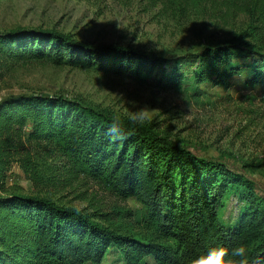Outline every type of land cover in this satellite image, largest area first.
<instances>
[{
  "label": "trees",
  "instance_id": "obj_1",
  "mask_svg": "<svg viewBox=\"0 0 264 264\" xmlns=\"http://www.w3.org/2000/svg\"><path fill=\"white\" fill-rule=\"evenodd\" d=\"M222 1L228 10L245 12L249 24L197 54L196 83L223 85L248 73V85H264V45L251 40L264 35V0ZM176 59L130 45L82 41L57 29L0 33V83L22 63L49 62L136 78L159 67L158 84L170 88L190 69H180ZM15 167L37 193L7 185ZM83 176L121 201L137 199L142 211L115 216L93 197L79 209L49 194ZM229 193L241 205L231 222L221 216ZM241 244L247 264H264V201L253 181L226 163L173 142L154 122L62 95L0 97V264H103L108 255L120 264H192L214 247L239 264L244 258L231 251Z\"/></svg>",
  "mask_w": 264,
  "mask_h": 264
},
{
  "label": "rangeland",
  "instance_id": "obj_2",
  "mask_svg": "<svg viewBox=\"0 0 264 264\" xmlns=\"http://www.w3.org/2000/svg\"><path fill=\"white\" fill-rule=\"evenodd\" d=\"M222 3V0H0V33L18 28L57 29L86 42L130 45L166 59L178 58L175 64L180 69L190 68L183 69L179 86L167 88L158 84L159 67L151 76L136 78L49 62L22 63L5 83H0V97L12 92L62 95L119 117L154 122L173 142L199 156L226 163L250 178L264 201V85H248V73L232 76L223 85L198 84L193 73L200 51L231 38L249 24L245 12L228 10ZM251 40L264 45V35L259 32ZM241 62L250 61L241 59ZM7 185L25 193L39 191L18 167L10 173ZM49 194L79 209L87 207L93 197L101 202L105 212L115 216L117 211L128 217L131 211L143 209L137 199L121 201L84 176L72 185L51 189ZM239 208L236 195L227 194L223 198L222 220L231 222ZM103 264L120 263L108 255Z\"/></svg>",
  "mask_w": 264,
  "mask_h": 264
},
{
  "label": "clouds",
  "instance_id": "obj_3",
  "mask_svg": "<svg viewBox=\"0 0 264 264\" xmlns=\"http://www.w3.org/2000/svg\"><path fill=\"white\" fill-rule=\"evenodd\" d=\"M113 127L115 128V125ZM246 251L244 245H237L232 248L231 255L244 258L240 260L239 264H247ZM228 255L229 253L223 247H214L209 249L205 254L193 259L192 264H230V262L226 260V256Z\"/></svg>",
  "mask_w": 264,
  "mask_h": 264
},
{
  "label": "crops",
  "instance_id": "obj_4",
  "mask_svg": "<svg viewBox=\"0 0 264 264\" xmlns=\"http://www.w3.org/2000/svg\"><path fill=\"white\" fill-rule=\"evenodd\" d=\"M15 169V168H14Z\"/></svg>",
  "mask_w": 264,
  "mask_h": 264
}]
</instances>
